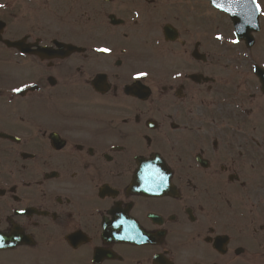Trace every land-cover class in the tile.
I'll list each match as a JSON object with an SVG mask.
<instances>
[{"label":"flooded vegetation","instance_id":"1","mask_svg":"<svg viewBox=\"0 0 264 264\" xmlns=\"http://www.w3.org/2000/svg\"><path fill=\"white\" fill-rule=\"evenodd\" d=\"M253 1L0 0V264H264Z\"/></svg>","mask_w":264,"mask_h":264},{"label":"rangeland","instance_id":"2","mask_svg":"<svg viewBox=\"0 0 264 264\" xmlns=\"http://www.w3.org/2000/svg\"><path fill=\"white\" fill-rule=\"evenodd\" d=\"M84 12V11H80L78 10L76 7H72V6H69L68 8H65L64 9V12H63V15L65 17L64 19V23H70V20H72L73 18L71 17L72 15V12ZM76 16V15H75ZM74 16V17H75Z\"/></svg>","mask_w":264,"mask_h":264},{"label":"water","instance_id":"3","mask_svg":"<svg viewBox=\"0 0 264 264\" xmlns=\"http://www.w3.org/2000/svg\"><path fill=\"white\" fill-rule=\"evenodd\" d=\"M211 1V3L214 5V6H216V7H222L223 6V2H222V0H210ZM229 12V11H228ZM256 13V12H255ZM256 15V14H255ZM257 17V16H256ZM256 17H255V20H256Z\"/></svg>","mask_w":264,"mask_h":264},{"label":"snow or ice","instance_id":"4","mask_svg":"<svg viewBox=\"0 0 264 264\" xmlns=\"http://www.w3.org/2000/svg\"><path fill=\"white\" fill-rule=\"evenodd\" d=\"M0 7H4V5H0ZM103 51H109L108 49H103ZM146 75V73H141V74H138L135 79H140L141 76H144ZM17 91H19V89H17Z\"/></svg>","mask_w":264,"mask_h":264}]
</instances>
